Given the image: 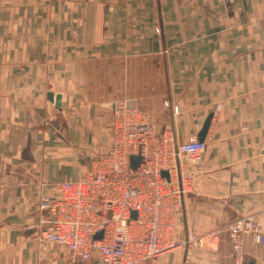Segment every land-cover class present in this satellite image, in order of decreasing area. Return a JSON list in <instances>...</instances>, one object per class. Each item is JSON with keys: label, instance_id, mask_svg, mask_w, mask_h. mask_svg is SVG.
<instances>
[{"label": "crops", "instance_id": "0c3cea01", "mask_svg": "<svg viewBox=\"0 0 264 264\" xmlns=\"http://www.w3.org/2000/svg\"><path fill=\"white\" fill-rule=\"evenodd\" d=\"M120 98L179 142L213 114L177 233L206 240L139 264H237L213 234L245 215L264 229V0H0V264H70L35 239L43 183L110 149ZM239 258L264 264V244Z\"/></svg>", "mask_w": 264, "mask_h": 264}, {"label": "built area", "instance_id": "2783aa9c", "mask_svg": "<svg viewBox=\"0 0 264 264\" xmlns=\"http://www.w3.org/2000/svg\"><path fill=\"white\" fill-rule=\"evenodd\" d=\"M207 145L196 135L177 141L129 99H117L110 149L89 157L78 179L43 183L50 193H42L39 209L49 219L36 225L35 239L65 247L70 264L94 258L101 264H139L178 247H199L205 237L189 231L186 239L179 238L178 219L196 174L189 163H199ZM132 155L141 156L136 168L131 167ZM100 231L103 236L95 238ZM215 234H229L237 264H242L239 256L248 235L264 243L256 215L242 216Z\"/></svg>", "mask_w": 264, "mask_h": 264}, {"label": "water", "instance_id": "95a60500", "mask_svg": "<svg viewBox=\"0 0 264 264\" xmlns=\"http://www.w3.org/2000/svg\"><path fill=\"white\" fill-rule=\"evenodd\" d=\"M48 97L50 100H53L54 94L52 92H49ZM55 104H56V106L61 107V95L60 94L55 95ZM212 116H213V114L210 113L208 115V117L206 118V120L202 126V129L200 131V135L198 136L199 140H204L205 135H206L208 128L210 126ZM140 162H141V156L140 155H132L131 156V167L132 168H136L140 164ZM163 174L166 176L168 175L167 171H163ZM133 216H136V212H134V211H133ZM102 236H103V233H102V231H100L95 235V238H101ZM245 264H254V261L251 260V261L246 262Z\"/></svg>", "mask_w": 264, "mask_h": 264}, {"label": "rangeland", "instance_id": "374dc122", "mask_svg": "<svg viewBox=\"0 0 264 264\" xmlns=\"http://www.w3.org/2000/svg\"><path fill=\"white\" fill-rule=\"evenodd\" d=\"M260 226H261V229L263 230V233H264L263 225L261 223H260ZM262 244H264V243H262Z\"/></svg>", "mask_w": 264, "mask_h": 264}]
</instances>
